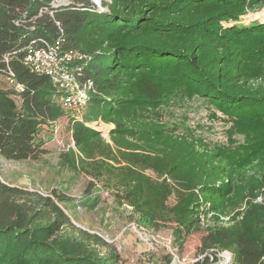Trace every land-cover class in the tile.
I'll list each match as a JSON object with an SVG mask.
<instances>
[{
	"label": "trees",
	"instance_id": "1",
	"mask_svg": "<svg viewBox=\"0 0 264 264\" xmlns=\"http://www.w3.org/2000/svg\"><path fill=\"white\" fill-rule=\"evenodd\" d=\"M54 1L0 0V75L6 77L11 70L24 86L20 92L0 82V157L39 158L46 152L38 138L40 126L66 114L55 82L31 72L24 62L29 48L57 38L89 56L77 75L82 85L92 81L93 90L83 118L72 121L75 145L81 151L99 142L100 131L90 125L98 119L115 124L113 135H144L147 130L136 128V109L156 105L173 79L174 85H187L191 94L233 115L235 127L249 133L255 132L257 122L264 125V94L245 91L259 88L238 74L234 75L238 83L227 79L223 73L227 61H220L225 54L213 55L211 67L204 62L203 52L214 45L208 28L222 27L223 18L220 12L198 13L202 0H111L105 3L106 11L92 0L59 5ZM223 29L226 34L235 31ZM241 29L238 34L244 32ZM216 39L217 46L227 45V38ZM254 140L215 150L184 144L183 150L167 153L162 171L178 170L189 186L185 190L199 185L200 194L178 191L170 206L167 187L135 174L120 180L117 199L132 205L142 224L159 230L173 223L176 242L206 226L202 254L193 264H217L224 251L232 253L236 264H264V195L262 201L254 197L229 221L223 219L220 205L226 199L229 205L236 204L235 198L244 195L237 190L248 189L256 177L255 184L264 193L263 167L253 166L250 172L243 165L246 158H256L258 149L264 150V133ZM215 181L221 184L211 183ZM65 200L64 195L43 194L0 177V264H118L117 253L104 237L72 221L61 205ZM208 212L212 219L203 220Z\"/></svg>",
	"mask_w": 264,
	"mask_h": 264
},
{
	"label": "rangeland",
	"instance_id": "2",
	"mask_svg": "<svg viewBox=\"0 0 264 264\" xmlns=\"http://www.w3.org/2000/svg\"><path fill=\"white\" fill-rule=\"evenodd\" d=\"M100 1L101 5L92 2L99 10H108L105 3L111 0ZM197 7L198 13L220 12L222 27L235 29L226 34L222 27L209 26V40L214 41V45L203 52L207 66H212L213 55L225 54L220 61H227L223 71L226 78L238 83L234 75H241L240 78L248 79L251 87L259 88L254 92L245 90L247 93L263 95L264 0H202ZM228 14L232 16L226 19ZM239 29L244 32L238 34ZM216 37L227 38V45L217 46ZM0 82L10 87L3 75H0ZM175 82V79L168 82L170 90L155 102L156 105L142 104L136 109V128L147 130L144 135L139 136L137 132L134 137L113 135L115 124L102 119L104 124L95 126L101 133L99 142L84 152L76 145L72 146V121L83 118L86 110L82 115L77 110L65 109V115L39 128L38 138L45 143L46 152L37 159L0 157V177L9 184L43 194L66 196L67 200L61 205L72 221L104 237L117 253L118 264H193L202 254V240L208 234V228L203 226L191 232L181 243L175 241L173 223L159 230L142 224L133 206L117 199L120 180L135 174L143 175L154 185L171 191L167 203L172 206L178 199V191L200 194V186L185 190L189 186L183 184V176L178 170L171 174L165 172L167 169L162 171L167 153L183 150L184 144L195 150L202 145L211 150L237 148L261 136L264 125L257 122L252 128L255 132H245L235 127L233 115L218 109L207 98L191 94L187 85L178 87ZM237 87L240 89L239 85ZM246 128L250 129V126ZM62 153L68 155L64 157ZM72 158L76 167L71 164ZM243 165H247L250 172L253 166L261 165L260 175L264 178V150L258 149L256 158H246ZM256 179L259 177L253 179L248 189L237 190L238 194L244 195L235 198L236 204L229 205L227 199L220 203L225 221H229L237 210L245 209L250 200H263L264 193L260 191V185L255 184ZM211 183L220 185L221 181ZM208 207L203 205L202 208ZM207 218L212 219L211 212L206 213L204 219ZM217 264L236 263H233L232 253L224 251L219 254Z\"/></svg>",
	"mask_w": 264,
	"mask_h": 264
},
{
	"label": "built area",
	"instance_id": "3",
	"mask_svg": "<svg viewBox=\"0 0 264 264\" xmlns=\"http://www.w3.org/2000/svg\"><path fill=\"white\" fill-rule=\"evenodd\" d=\"M87 58H89L87 54L65 47L64 40L57 38L53 41L43 40L40 44L29 48L24 62L31 72L47 75L55 82L61 91L60 102L64 109L77 110L83 115L87 99L93 90V82L89 81L82 85L77 72L80 63ZM6 78L8 84L14 86L17 91L24 90V86L16 81L11 70ZM103 124L102 119L90 123L94 128ZM72 146H75L74 141ZM204 218L205 215H202L203 220Z\"/></svg>",
	"mask_w": 264,
	"mask_h": 264
},
{
	"label": "water",
	"instance_id": "4",
	"mask_svg": "<svg viewBox=\"0 0 264 264\" xmlns=\"http://www.w3.org/2000/svg\"><path fill=\"white\" fill-rule=\"evenodd\" d=\"M92 1H95L98 5H101L100 0H92ZM63 3H67V0H55L53 2L54 5H59V4H63Z\"/></svg>",
	"mask_w": 264,
	"mask_h": 264
}]
</instances>
